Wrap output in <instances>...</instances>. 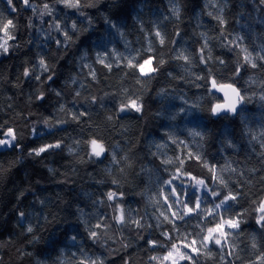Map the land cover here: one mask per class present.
Instances as JSON below:
<instances>
[{
	"label": "clouds",
	"instance_id": "clouds-1",
	"mask_svg": "<svg viewBox=\"0 0 264 264\" xmlns=\"http://www.w3.org/2000/svg\"><path fill=\"white\" fill-rule=\"evenodd\" d=\"M0 264H264V0H0Z\"/></svg>",
	"mask_w": 264,
	"mask_h": 264
},
{
	"label": "snow or ice",
	"instance_id": "snow-or-ice-1",
	"mask_svg": "<svg viewBox=\"0 0 264 264\" xmlns=\"http://www.w3.org/2000/svg\"><path fill=\"white\" fill-rule=\"evenodd\" d=\"M145 63H146V65H150V61H146ZM142 70H151V69H150V67H148V68H144V67H142ZM213 87H217V85H215L214 82H213ZM219 87H220L221 90H226V89L230 88L229 85H219ZM225 95H228V93L225 92ZM228 106H229V105H218V106H217V109H214V110H219V109L222 108V107H228ZM41 151H43V149H41ZM229 223H232V222L229 221ZM233 227H235L234 224H233ZM221 230H222V226H221ZM216 243H220V241L217 240ZM186 247H189V248H190L191 246H190V245H187ZM192 251H196V249H192ZM169 255H173V254L170 253Z\"/></svg>",
	"mask_w": 264,
	"mask_h": 264
},
{
	"label": "trees",
	"instance_id": "trees-1",
	"mask_svg": "<svg viewBox=\"0 0 264 264\" xmlns=\"http://www.w3.org/2000/svg\"><path fill=\"white\" fill-rule=\"evenodd\" d=\"M14 70V69H13Z\"/></svg>",
	"mask_w": 264,
	"mask_h": 264
}]
</instances>
